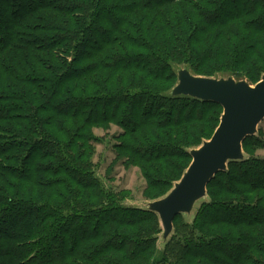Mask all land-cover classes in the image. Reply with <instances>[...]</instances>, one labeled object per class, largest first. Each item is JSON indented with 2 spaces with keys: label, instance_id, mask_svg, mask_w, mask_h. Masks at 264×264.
Wrapping results in <instances>:
<instances>
[{
  "label": "trees",
  "instance_id": "16d2710c",
  "mask_svg": "<svg viewBox=\"0 0 264 264\" xmlns=\"http://www.w3.org/2000/svg\"><path fill=\"white\" fill-rule=\"evenodd\" d=\"M184 67L257 83L264 0H0V264H264V158L229 161L161 250L158 215L95 174L115 125L145 197L181 178L222 114L171 95Z\"/></svg>",
  "mask_w": 264,
  "mask_h": 264
},
{
  "label": "water",
  "instance_id": "95a60500",
  "mask_svg": "<svg viewBox=\"0 0 264 264\" xmlns=\"http://www.w3.org/2000/svg\"><path fill=\"white\" fill-rule=\"evenodd\" d=\"M176 75L171 95L215 102L222 107V114L212 136L189 151L191 162L170 191L144 206L158 215L166 240L174 217L189 213L194 203L206 196L208 182L216 173L225 171L229 161L244 158L242 142L256 133L264 118V75L254 85L232 76L193 75L185 67L178 68Z\"/></svg>",
  "mask_w": 264,
  "mask_h": 264
},
{
  "label": "rangeland",
  "instance_id": "374dc122",
  "mask_svg": "<svg viewBox=\"0 0 264 264\" xmlns=\"http://www.w3.org/2000/svg\"><path fill=\"white\" fill-rule=\"evenodd\" d=\"M121 132V129L115 125L109 128H94L93 133L100 139L95 143V154L93 162L95 164V174L105 188L113 191L127 190L124 204L144 208L152 200L143 195L145 189V179L136 167H124L121 161H115L114 145L116 144V136ZM251 148L248 151L243 150V155L246 157L264 158V118L257 125L256 133L250 140ZM162 193V192H161ZM160 193V194H161ZM164 195H158L162 197ZM209 197L196 201L189 213H185L183 218L191 221L197 210L202 207L203 203L208 201ZM157 248L162 249L166 240L162 232L159 234Z\"/></svg>",
  "mask_w": 264,
  "mask_h": 264
}]
</instances>
